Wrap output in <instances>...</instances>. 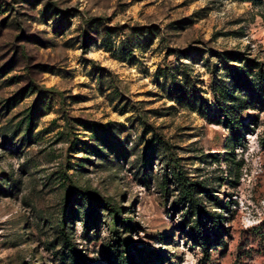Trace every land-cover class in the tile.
<instances>
[{
    "label": "rangeland",
    "instance_id": "1",
    "mask_svg": "<svg viewBox=\"0 0 264 264\" xmlns=\"http://www.w3.org/2000/svg\"><path fill=\"white\" fill-rule=\"evenodd\" d=\"M248 61L264 0H0V264H264Z\"/></svg>",
    "mask_w": 264,
    "mask_h": 264
},
{
    "label": "trees",
    "instance_id": "2",
    "mask_svg": "<svg viewBox=\"0 0 264 264\" xmlns=\"http://www.w3.org/2000/svg\"><path fill=\"white\" fill-rule=\"evenodd\" d=\"M248 68L244 67H237L235 66L232 68L234 70L235 74V80L237 82V87L247 88L252 93V99H257V102L264 103V70L257 69L254 65H252L249 61L247 63ZM228 119L230 116L227 114ZM181 174H179V180L182 188V196L189 201V206L187 207V212L185 215H189L190 217H193L195 215V208H197L199 203V197L204 193V187L200 186L197 183L189 182L187 178H181ZM104 204H107V202H104ZM209 221L212 223L216 237H221L220 234L223 230V226L221 224V217L220 216H213L210 218ZM66 224V221L63 222V226ZM203 223L202 221L193 222V229L194 237L201 241L202 244H204L205 240L208 238L210 239L208 234H204L203 232ZM66 242L67 245L72 248L71 256L73 259L72 264H81L82 262V255L80 253H77V250L73 248V243L70 242V236L66 235ZM207 240V241H208ZM124 264H131V262L125 261Z\"/></svg>",
    "mask_w": 264,
    "mask_h": 264
}]
</instances>
